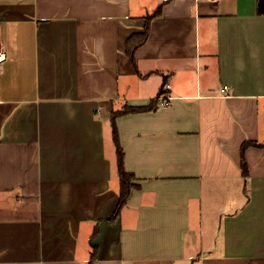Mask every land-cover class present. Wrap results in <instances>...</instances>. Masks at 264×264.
I'll return each mask as SVG.
<instances>
[{
	"label": "crops",
	"instance_id": "1",
	"mask_svg": "<svg viewBox=\"0 0 264 264\" xmlns=\"http://www.w3.org/2000/svg\"><path fill=\"white\" fill-rule=\"evenodd\" d=\"M162 3L136 72L127 39ZM257 5L0 0V264H264ZM153 100L115 119V216L111 116Z\"/></svg>",
	"mask_w": 264,
	"mask_h": 264
},
{
	"label": "trees",
	"instance_id": "2",
	"mask_svg": "<svg viewBox=\"0 0 264 264\" xmlns=\"http://www.w3.org/2000/svg\"><path fill=\"white\" fill-rule=\"evenodd\" d=\"M162 7H163V3L160 4L152 14L144 18L145 26L142 32L133 33L127 39L126 55L129 58L136 72L138 70H137V63L135 59V53L137 49H139L146 42L148 35H149L150 23L154 17H157L161 14ZM257 13L258 15H264V0H258ZM161 94H162V91L158 93V96ZM156 105H157V100H153L151 101L149 106H138V107L137 106H126L122 110L112 113V116H111L112 134H113V140H114L115 149H116V163H117V171H118V176H119V191H118L119 201H118V206L115 212V216L119 214L120 209L124 206L125 201L130 193V190L133 187L132 181L135 179L134 175L128 172L124 167V153L119 143L115 119L120 115L152 110L156 107ZM249 145H259V144L253 143V142H246L242 146V150H244ZM241 172L244 177H247L248 170H247L246 163L243 159L241 163ZM92 260H93V256L90 259L88 264H92L91 263Z\"/></svg>",
	"mask_w": 264,
	"mask_h": 264
},
{
	"label": "built area",
	"instance_id": "3",
	"mask_svg": "<svg viewBox=\"0 0 264 264\" xmlns=\"http://www.w3.org/2000/svg\"><path fill=\"white\" fill-rule=\"evenodd\" d=\"M4 60V54L2 51H0V63ZM164 89V93L162 92V95H160V97L158 98L159 101V105L160 106H168L170 103V96L166 93V91L169 89V85L168 83H165L163 86ZM221 93H226L228 91V87L227 86H223L220 89Z\"/></svg>",
	"mask_w": 264,
	"mask_h": 264
}]
</instances>
